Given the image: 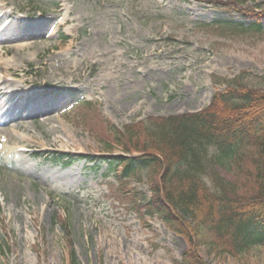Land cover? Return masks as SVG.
<instances>
[{
    "label": "rangeland",
    "instance_id": "374dc122",
    "mask_svg": "<svg viewBox=\"0 0 264 264\" xmlns=\"http://www.w3.org/2000/svg\"><path fill=\"white\" fill-rule=\"evenodd\" d=\"M216 1L0 0L12 11L2 28L14 27L18 39L2 41V32L0 51L31 44L23 66L10 73L35 91L15 98L32 101L23 126L13 121L0 134V264L183 263L186 240L132 203L151 196L149 168L137 167L123 184L110 157L125 153L117 135L130 130L135 138V123L145 122L152 140L158 129L151 118L208 106L226 87L214 76L264 90V29ZM237 5L264 10V0ZM241 21L244 27L232 26ZM85 99L95 102L103 133L77 112ZM48 112L54 118L45 121ZM18 144L24 151L11 149ZM209 162L203 176L213 190V170L235 181L232 160ZM132 240L138 248L127 247ZM205 257L264 264V240L237 256Z\"/></svg>",
    "mask_w": 264,
    "mask_h": 264
},
{
    "label": "trees",
    "instance_id": "16d2710c",
    "mask_svg": "<svg viewBox=\"0 0 264 264\" xmlns=\"http://www.w3.org/2000/svg\"><path fill=\"white\" fill-rule=\"evenodd\" d=\"M216 2L235 8L251 28L264 29V10L242 9L238 0ZM241 22L232 26L244 27ZM213 82L226 87L215 92L208 106L151 118L158 129L152 140L145 122L135 123V138L130 130L117 135L125 153L111 157L123 184L137 167L149 168L151 196L146 203H132L148 215H160L186 240L182 264H211L206 253L237 256L264 240V90L240 78L214 76ZM77 109L103 133L93 102L84 101ZM212 146L218 154L211 156ZM222 158L232 160L236 179L226 181L213 170V190L203 174L209 161Z\"/></svg>",
    "mask_w": 264,
    "mask_h": 264
},
{
    "label": "bare ground",
    "instance_id": "6f19581e",
    "mask_svg": "<svg viewBox=\"0 0 264 264\" xmlns=\"http://www.w3.org/2000/svg\"><path fill=\"white\" fill-rule=\"evenodd\" d=\"M9 15H11V10L6 9V7L1 5L0 6V35L2 32H4V40L2 41L15 42V41H18L17 35L15 33L16 29L12 27L11 25L2 28L3 26L2 24H3V21L5 20V17ZM15 22L17 26L19 25L20 28H23L25 26V22L21 19H16ZM30 47H31V44H24V43L20 44L19 43L14 46H11L5 51H0V134L2 136H5L3 134L6 133L3 125L6 126L12 123L13 121H16L17 123L15 124V127L23 126L22 120L26 117V110L28 109V107L30 106L32 102L31 101L30 104L28 103L20 104L19 102L15 101V98L24 97L25 99H29L35 93V91H32L30 84L27 82L25 78L17 77L10 73V71H12L13 69L16 70L23 66L22 61L28 58L27 53ZM9 49H12L14 53L9 54L8 53L10 51ZM76 55L78 57V54ZM75 59H76V62L80 61L79 58H75ZM107 75H110V74H107ZM103 79L98 81L96 85L101 86ZM19 112H20V115L17 117V114ZM46 114H48V116L45 118V121H50L54 118V116L51 115V112H48ZM53 131L60 132L62 131V129L61 127L54 126ZM11 149L19 152L18 146H13L11 147ZM88 188L92 189L91 186H88ZM84 189H86V187ZM118 235H119V232L116 231V236L118 237ZM115 244H117V242ZM126 245L128 248H131V247L138 248L139 247V244L135 240L127 242Z\"/></svg>",
    "mask_w": 264,
    "mask_h": 264
}]
</instances>
